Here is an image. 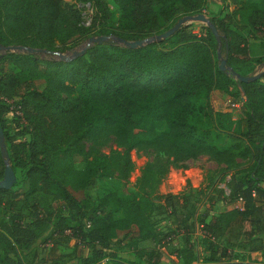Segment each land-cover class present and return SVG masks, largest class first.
<instances>
[{"label":"trees","instance_id":"trees-1","mask_svg":"<svg viewBox=\"0 0 264 264\" xmlns=\"http://www.w3.org/2000/svg\"><path fill=\"white\" fill-rule=\"evenodd\" d=\"M110 1L118 15L116 24L106 28L104 0H73L67 9L59 0H0V45L62 53L76 38L141 39L164 31L182 15L203 13L204 4V0ZM77 4L91 8L87 25L80 23ZM245 8V25L237 31L229 27V17L207 16L217 41L206 26L194 31L187 23L141 47L129 48L111 39L91 43L69 61L39 62L25 52L0 55V99H12L11 105L0 106V129L15 177L9 189L0 188V210L5 214L0 222V264H31L25 261L26 254L32 248L35 251L37 244L43 257L36 262L45 264H63L64 259L74 260L71 264H158L160 254L154 249L132 248L122 261L111 249L119 231L131 229L136 242L151 239L158 243L168 236L158 235L149 222L151 206L145 196L132 192L121 196L109 189L77 199L73 193H82L91 183L112 174L126 179L133 168L131 154L159 153L183 168L185 160L203 154L228 163L234 156L233 146L239 148L236 155L251 158L244 179L228 185L227 195L238 199L240 208L200 221L199 236L208 251L201 262L227 260L230 251L254 248L250 241L264 232V206L254 203L264 197V68L254 70L264 59V0ZM243 9L233 7L229 14ZM158 18L168 23L161 28ZM242 31L260 33L257 42L249 41ZM253 47L260 50L258 55L251 54ZM217 48L237 74L260 72L259 76L240 82L219 70ZM6 64L11 69L6 70ZM12 68L27 78L19 80ZM213 90L241 103L246 129L242 145L221 142L222 136L231 138L226 130L231 116L229 111L211 107L208 96ZM16 107L19 115L13 116L19 128L8 135L4 114ZM107 141L116 148L101 152ZM76 155L83 161L80 169L73 167ZM166 159L146 161L136 180L138 187L156 182L166 170ZM2 172L0 153V178ZM35 193L51 196L61 210L42 213L28 199ZM166 201L163 206H173ZM23 203L29 206L26 215L15 209ZM238 222L241 241L232 235L233 230H240ZM182 226L184 240L176 256L188 263L194 257L187 238L193 227L189 223ZM45 227L48 234L39 235ZM70 239L72 245H68Z\"/></svg>","mask_w":264,"mask_h":264},{"label":"rangeland","instance_id":"rangeland-1","mask_svg":"<svg viewBox=\"0 0 264 264\" xmlns=\"http://www.w3.org/2000/svg\"><path fill=\"white\" fill-rule=\"evenodd\" d=\"M240 1H242V4L232 5L226 0H204L202 14L206 17H229V27L236 29L241 25H245V7H247L248 4L256 2L257 0ZM104 2L105 7L108 11V17L103 22V25L106 28H110L116 24L118 8L110 0H104ZM59 3L61 7L67 9L69 5L74 2L73 0H59ZM75 6L80 9V23L82 25H86L87 23H89L91 18V8L88 5L79 7L77 4ZM239 6L243 7L244 9L240 10V12L229 14L233 10V7ZM158 22L161 25V28L166 23H168L167 20H162L161 18H158ZM188 24L194 31H196L200 26H204L202 22L197 21H190ZM242 34L249 41H257L260 35V33H243V31ZM85 40L86 39L83 38H76L75 40H73L71 48L62 53L68 55L72 50L80 49ZM12 53L20 52L14 51ZM33 55L39 62L57 59L56 55L49 52H37L33 53ZM8 66L9 65L6 64V70L11 69L10 66ZM262 68H264V60L256 65L254 70H260ZM12 69L14 73H17V77L19 80L27 78V75L25 73H22L20 71L18 72L16 68ZM40 84L41 82L37 81V88L41 87ZM208 97L210 105L214 110L219 109L227 111L226 109H229L231 119L226 127V130L231 134V138L230 135H228V137L222 136L221 142L224 144L232 142L242 145L240 142L241 139H243V133L246 131V129L241 103L236 100L231 101L230 99L229 105H225L224 95L218 92H211ZM7 100L9 99H0V106L7 105ZM10 103L9 105H11ZM13 115H16L13 111L4 114V118L6 121L5 123L7 124V126L5 127V132L8 135L14 134V129L16 130L19 128V124L14 123ZM115 148L116 147L113 142L107 141L100 147V150L101 152L107 153L110 149ZM238 150L239 148H237L236 146L232 147V150H230V152L234 156L228 163L216 161L203 154L193 159L185 160L183 162V168L169 163L170 158L166 159L165 156H162V154L159 153L156 154L151 152L143 155L131 154L133 168L126 179L121 180L120 178L112 174L109 177H105L91 183L82 193L73 194L77 199H82L84 197H92L94 194L100 195L111 189L116 193H119V195L121 196L125 195L126 192H132L136 195L139 194L145 196L149 200L151 206L148 213V220L154 228L155 232L160 236L168 234L167 237H161L158 244L165 248L168 252L177 251L176 249L180 248V245L184 240L183 236L179 235V233H181V230L183 229L182 225H186V223H189L193 227V230L187 238L192 245V250L194 251V253H196V257L200 258L201 256H204L202 249L206 250L204 248V245H206V243L205 241L202 242V236H199L202 235V229L199 225L200 221L205 223L213 217H216L218 213L240 208V201L238 199H234L232 196L227 195L228 185L236 180L242 181L244 179V176L249 170L251 158L248 154H243L241 156L236 155ZM152 159H159L161 161L163 159H166V170L161 175V177H159L158 180L152 183L149 187L140 188L138 187V183L136 181L139 176L140 168L146 161L148 162ZM72 163L73 167L76 169H80L83 166L82 158L78 155L73 157ZM226 178H229V181L227 183L224 182V179ZM28 199L30 202L37 205L42 213L58 212L61 210L59 202H57V200L53 199L49 195L35 193ZM166 200L172 202L173 206H163ZM28 207V205L23 203L20 204V207L16 206L15 209H18L21 213L26 215L29 211ZM4 215V212L0 210V222L4 220ZM119 215V212L115 213V216ZM237 224L239 225L237 228L240 229V223L238 222ZM242 225V229L246 231L248 228L247 224L243 222ZM38 232L39 235H47L48 229L47 227H45ZM232 235L236 237V240L241 241V229L233 230ZM263 238L264 236H255V238L250 241V245H257L258 243H261V240ZM117 240L118 242L114 243L111 246V249H113L114 253L116 254V259H119L120 261L128 258L126 252L130 251L132 248L137 247V245L138 247H141L140 245H144L133 240V232L131 229L117 232L116 241ZM73 242V239L68 240V245H72ZM151 245L152 243L150 241L143 247L149 249ZM44 246L46 247L47 244H44ZM36 247V252L33 250V248L32 250L27 251L25 261H30L31 264H45L36 262L38 259L43 257V254L40 250V248H42L41 245L37 244ZM76 252H79L78 249H76ZM170 256L171 257H168V259L169 261L173 262L174 255L170 253ZM228 257L240 259L242 257V254L241 251L233 250L229 252ZM73 262L74 260L64 259L63 264H71Z\"/></svg>","mask_w":264,"mask_h":264},{"label":"water","instance_id":"water-1","mask_svg":"<svg viewBox=\"0 0 264 264\" xmlns=\"http://www.w3.org/2000/svg\"><path fill=\"white\" fill-rule=\"evenodd\" d=\"M190 21H197V22H202L204 26H206L209 31L212 33L213 37L215 40H218V34L212 25L208 18L203 15L202 13H196L193 15H182L178 17L175 22L165 29L164 31L157 33V34H152L150 36L141 38V39H135V40H126L114 35H96V36H91L88 37L82 47L78 50H72L70 54L66 55L63 53L59 52H53V51H47L44 49L40 48H33V47H28V46H22V45H5L2 46L0 45V55L3 52H14L18 51L20 53L25 52L29 54L37 53V52H49L54 55H56V58L61 60V61H69L72 58L81 55L86 47H88L91 43H99L102 41H106L108 39H111L117 44L129 47V48H135V47H141L143 45H146L148 43H153V42H158L161 39L167 37L170 35L173 31H175L181 24H187ZM216 57L218 58V65L217 68L221 71H224L226 74L232 76L235 80L240 81V82H245V81H251L257 78L260 74V72H256L253 75L250 76H244V75H239L235 71H233L230 66L225 64V59L220 56L219 49H216ZM0 153L3 156V172H2V177L0 178V188L1 189H9L11 185L15 181L14 174L8 165L7 158L5 157V149H4V144H3V134L0 129Z\"/></svg>","mask_w":264,"mask_h":264},{"label":"crops","instance_id":"crops-1","mask_svg":"<svg viewBox=\"0 0 264 264\" xmlns=\"http://www.w3.org/2000/svg\"><path fill=\"white\" fill-rule=\"evenodd\" d=\"M251 42H257V41H251ZM259 52H260V50H258L257 48H254V47L251 48V54L258 55ZM256 65H258V64H255L254 68ZM211 92H218L220 94H223L217 90H213ZM211 92H210V94H211ZM223 95H224L225 105H229V103H230L229 100L231 98L225 94H223ZM226 110L229 111V109H226ZM254 203L256 205H263L264 206V197H260V198L256 199ZM263 219H264V212H263ZM179 235L182 236L183 235L182 232L179 233ZM256 236H258V237L264 236V232H259L256 234ZM150 241H151L152 245L150 246L149 249L143 247L146 244H148V242H150ZM138 243H142L144 245H140L141 247H138V245H137V247L135 249H143L146 252L149 251L150 249H154V251L159 252L160 255H159L158 264H174V263L175 264H264V238L261 240V243L254 245L253 249L241 250L242 257L240 259L229 258L227 260L224 259V260L215 261V262H201L202 256L200 258H197L196 253H194V251L192 250L193 249L192 247H191V250H192V254L194 256L193 259L190 260V262H188V263H183L179 254H178V256H176V251L175 252H168L165 248H163L158 243H154L151 239L140 240V241H138ZM185 246H187V245H185ZM202 251L204 253V256L208 255L207 250L202 249ZM170 253L174 255V261L173 262L169 261V259H168V257H171Z\"/></svg>","mask_w":264,"mask_h":264},{"label":"built area","instance_id":"built-area-1","mask_svg":"<svg viewBox=\"0 0 264 264\" xmlns=\"http://www.w3.org/2000/svg\"><path fill=\"white\" fill-rule=\"evenodd\" d=\"M85 5L87 6L88 4H84V6H85ZM87 24H88V23H87ZM87 24H86V25H87ZM9 100H10V101H9ZM9 100L6 101V102H8V104L12 101V99H9ZM10 104H11V103H10ZM9 108L12 109L11 106H10ZM13 111H14L15 114L19 115L18 107H16ZM226 179H227V178H226Z\"/></svg>","mask_w":264,"mask_h":264}]
</instances>
